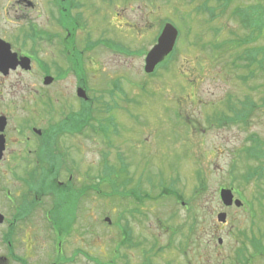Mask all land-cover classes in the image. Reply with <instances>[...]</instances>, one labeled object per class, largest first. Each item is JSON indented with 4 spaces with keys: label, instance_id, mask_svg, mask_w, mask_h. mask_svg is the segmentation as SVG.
<instances>
[{
    "label": "rangeland",
    "instance_id": "obj_1",
    "mask_svg": "<svg viewBox=\"0 0 264 264\" xmlns=\"http://www.w3.org/2000/svg\"><path fill=\"white\" fill-rule=\"evenodd\" d=\"M4 1L0 0V5ZM70 2L82 14L77 27L85 32L83 43L75 44V52L83 55L78 60L82 65L79 70L83 72L89 90L87 93L83 91L82 98L88 97L104 104L111 102L113 112L119 99H110V94L116 93L115 87L120 86L125 90V103L130 108L124 113L120 109L114 112L119 116V122L115 123L117 132L109 133L108 140L99 133H91L88 128L84 132L91 135L87 137L63 135L57 139V145L68 147L76 164L75 167L64 164L67 160L62 155L64 163H60L58 168L62 185L57 184V192L64 194L68 202L58 205L57 213L62 225H71L64 233L75 231L68 240H98L104 244L119 241L120 228L112 227L114 222H119L129 228L133 241L140 247L134 249L137 255H141L142 250L152 249V256L147 257L152 264H184L185 257H192L190 254L184 257V249H179L181 237L186 233V225L180 228L184 222L195 220V233L190 240L199 236L200 240H196L202 243L201 252L207 250L210 254L213 253L212 247L217 245L218 253L230 255L238 231L260 235L264 229L261 205L264 204V178L249 183L239 178V173L247 165H254L255 161L247 160L243 152L238 151L250 143V135H255L264 146V106L256 107L247 129L237 124L217 126L213 119L209 123L208 118H213L214 112L222 116L231 115L226 100L228 95L232 96L236 106V100L244 96H249L252 102L264 101V57L258 54L256 62L249 65L248 61L244 64L239 61L244 69L234 64L232 67L229 62H236L241 51L231 40L241 39L248 31L235 11L256 3L264 4V0H231L225 7L219 6L217 0ZM165 21L178 31L176 50L166 68L147 76L143 71L144 56L124 55H140L148 51ZM218 43L219 47L214 49ZM252 45L264 46V28L255 35ZM91 53L95 58L94 66L102 65L101 73L96 76L87 74V67L83 65L84 54L90 56ZM60 56L62 54L57 49V58ZM60 64L66 66V61L60 60ZM247 69L254 70L255 76L242 83L237 75H245ZM73 82L69 75L57 84L63 91L70 92ZM59 99L57 97V106L64 104ZM70 101L76 105L74 98ZM136 102L137 107L133 106ZM45 107L42 114L47 116L51 106ZM103 114L95 112L91 121L94 126L98 121L104 122ZM71 115L66 114L64 121L66 118L71 120ZM59 118L57 113V120ZM78 120V126L86 125L85 116ZM115 124L109 127L110 131ZM116 153H121L128 165L126 177L132 181L126 188L139 184V190L147 192L143 203L132 198H103L92 192L75 203L73 190L81 187L75 179H99L104 164L119 170ZM102 155L106 158L105 163ZM232 164L234 168L230 172ZM70 170H74L73 185L67 189L66 179ZM124 177L118 172L114 179L120 182ZM197 178L204 179V185H200ZM227 186L232 188L234 197L243 202V207H223L219 188ZM162 188L166 189L163 196ZM171 194H179L180 197L175 198ZM134 208L137 209L135 212L127 211ZM220 211L227 214L225 223L216 220ZM104 215L111 219L112 228H106L102 220ZM252 215L254 224L250 218ZM217 237L223 239L222 245L217 244ZM98 246L87 243L82 247L94 252L99 251ZM190 248L194 249L193 246ZM226 263L227 258L211 259L207 264Z\"/></svg>",
    "mask_w": 264,
    "mask_h": 264
},
{
    "label": "flooded vegetation",
    "instance_id": "obj_2",
    "mask_svg": "<svg viewBox=\"0 0 264 264\" xmlns=\"http://www.w3.org/2000/svg\"><path fill=\"white\" fill-rule=\"evenodd\" d=\"M81 19L82 14L70 0H6L0 5V116L4 117L0 123V264H152L144 250L141 255L134 252L140 247L129 228L119 222L113 226L120 228L119 241L76 242L68 240L75 231L64 233L71 225H62L57 213V206L68 202L64 194L57 193V184L62 185L59 165L65 156L71 162L64 164L76 166L68 147L57 145V139L63 135H91L84 131L88 128L93 132L94 109L101 113L99 102L77 95L79 88L89 91L79 70L82 54L75 52V44H82L85 38V32L77 27ZM57 49L62 54L58 58ZM90 56L84 54L83 65L87 74L96 76L102 65L94 66L95 58L92 53ZM60 60L66 61V66ZM69 75L74 86L70 92L63 91L57 83ZM46 77L52 80L46 83ZM115 89L110 99L118 98V107L111 112V102L101 104L106 109L104 119L118 123L119 116L114 112L120 109L124 113L128 106L125 90L120 86ZM57 97L64 104L57 106ZM73 98L76 105L70 104ZM45 105L51 106L47 116L42 114ZM66 114H72L71 120L64 121ZM82 116L87 122L79 127L78 118ZM73 171L66 179L67 189L72 188ZM75 180L88 188L83 195L87 196L97 182L104 185L109 179ZM192 233L194 227L183 252L184 257H192H185L184 264H207L211 259L226 258V264H264V240H235L230 255L218 253L214 245L210 254L207 250L201 252L202 243L196 240L199 236L190 240ZM87 243L99 245V251L82 247Z\"/></svg>",
    "mask_w": 264,
    "mask_h": 264
},
{
    "label": "trees",
    "instance_id": "obj_3",
    "mask_svg": "<svg viewBox=\"0 0 264 264\" xmlns=\"http://www.w3.org/2000/svg\"><path fill=\"white\" fill-rule=\"evenodd\" d=\"M217 1L219 2V6L225 7L226 5H228V3L231 0H217ZM209 10H211V9H208V11ZM222 11L223 10H221V12ZM210 13H212V12L210 11ZM235 14L240 19V23L242 24V26H244V28H247L248 31H247V34L244 37H242L241 39H239V38L234 39L233 38L231 40V43L234 45L236 44V46H238L241 49V51L237 55L238 59L236 62L235 61L232 62L230 60H229V62H230V65L232 67H234V65H235L237 68L241 69V67H242L244 69V66L241 65V63H239V61L242 62L243 64L246 61H248V65H249L252 62L253 63L256 62V57L258 54H260L261 57H264V46L263 47H256V46L252 45V42H253L255 35L260 34L264 28V4L256 3L254 5H249V6L245 7L244 10H240V11L236 10ZM213 15H215V14L213 13ZM217 15H219V14H217ZM218 47H219V43L216 44L215 47H213V48L216 49ZM174 52H175V50L172 51V53H170V55L163 62H161L157 65L155 72H157V70L160 68H163V67L166 68L167 67L168 62L174 56ZM259 61L261 62V60H257V62H259ZM73 64H75V63H73ZM262 66H263V64L261 65V67ZM261 67H259V68H261ZM251 76H255L254 70H252V71L248 70V73H246L245 75H241V76L237 75L238 79L242 83H246L247 79H250ZM226 100H227V104H228V109L231 112H233V113H231V116H222V115H220V113L214 112L213 118H208L209 123H212L211 119H213V121H214L213 123L215 125L220 126V125H224L225 123H229L230 120L235 117L239 122H242L243 124H245L246 121H248L249 119L251 120L252 116H255V112L257 110L256 107L264 106V101H260L259 103L252 102L249 99V96H244L242 99L238 98L236 100L238 106H236V104H235L236 102H234V99L232 98L231 95H228ZM263 100H264V98H263ZM107 128H108V125L98 121L97 126H95V128H94V132L100 133L102 135V137H104V138H106V140H108L110 131H108ZM248 140L250 143L246 146H243V148H241L238 152L239 153L243 152L244 158H246L249 161H255V162H253L254 165H247L245 167L244 171H241L239 173V176H240L239 178L242 179L244 181V183H249L250 181H252L254 179L264 178V146H263V143L255 135H250ZM104 158H105V156H104ZM105 160H106V158H105ZM233 168H234V164H232L230 166V172L233 171ZM126 169H127V166H126ZM118 172L120 173V170H114V168H110V167L105 165V167L103 168V174H101V176L118 177ZM198 176H200L199 173H198ZM199 184L204 185V179H202V180L199 179ZM157 185L160 186L161 184H157ZM164 191H166V189L162 188L161 192H164ZM133 194L135 195L136 199H138V200H144L147 197V192L142 191V190H139L138 192H133ZM254 240H257V238H254Z\"/></svg>",
    "mask_w": 264,
    "mask_h": 264
},
{
    "label": "water",
    "instance_id": "obj_4",
    "mask_svg": "<svg viewBox=\"0 0 264 264\" xmlns=\"http://www.w3.org/2000/svg\"><path fill=\"white\" fill-rule=\"evenodd\" d=\"M177 30L176 28L167 23L162 28L159 36L157 37L156 43L151 47V49L147 52L145 61H144V71L146 73H151L155 66L161 62L165 56H167L173 49L177 38ZM1 42V41H0ZM5 44V43H2ZM6 45V44H5ZM52 78L48 77L46 79V83H49ZM80 94V93H79ZM4 121V117L0 116V123ZM220 200L222 204L226 207L235 204V206H241V201L235 199L233 201V194L231 189L222 188L220 190ZM226 218V214L224 212L217 214V220L219 222H224Z\"/></svg>",
    "mask_w": 264,
    "mask_h": 264
}]
</instances>
